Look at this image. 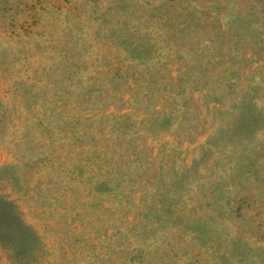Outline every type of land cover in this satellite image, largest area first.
<instances>
[{"label":"rangeland","instance_id":"1","mask_svg":"<svg viewBox=\"0 0 264 264\" xmlns=\"http://www.w3.org/2000/svg\"><path fill=\"white\" fill-rule=\"evenodd\" d=\"M0 264H264V0H0Z\"/></svg>","mask_w":264,"mask_h":264}]
</instances>
